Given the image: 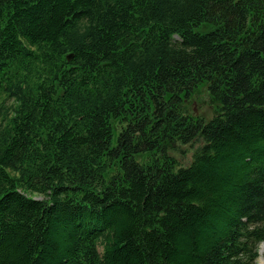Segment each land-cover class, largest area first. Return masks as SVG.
I'll list each match as a JSON object with an SVG mask.
<instances>
[{
    "label": "trees",
    "instance_id": "1",
    "mask_svg": "<svg viewBox=\"0 0 264 264\" xmlns=\"http://www.w3.org/2000/svg\"><path fill=\"white\" fill-rule=\"evenodd\" d=\"M262 243L264 0H0V264Z\"/></svg>",
    "mask_w": 264,
    "mask_h": 264
},
{
    "label": "rangeland",
    "instance_id": "2",
    "mask_svg": "<svg viewBox=\"0 0 264 264\" xmlns=\"http://www.w3.org/2000/svg\"><path fill=\"white\" fill-rule=\"evenodd\" d=\"M199 98H200L199 105L197 104L196 106H194L196 114L199 116L200 115L204 116L207 119H210L213 115L214 109H213L212 104L210 103L207 92L205 90H201ZM193 150L194 149L192 147L186 146L183 148L184 152L181 153V155L177 154L176 156L183 164H188L191 161ZM34 197L36 199H41V197L39 196H34ZM260 246H259V259L257 260V263L264 264V257L260 255Z\"/></svg>",
    "mask_w": 264,
    "mask_h": 264
},
{
    "label": "bare ground",
    "instance_id": "3",
    "mask_svg": "<svg viewBox=\"0 0 264 264\" xmlns=\"http://www.w3.org/2000/svg\"><path fill=\"white\" fill-rule=\"evenodd\" d=\"M260 255L264 257V245L260 246Z\"/></svg>",
    "mask_w": 264,
    "mask_h": 264
}]
</instances>
